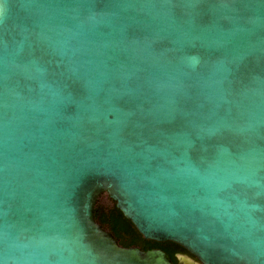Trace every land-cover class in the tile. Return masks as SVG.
Listing matches in <instances>:
<instances>
[{"label": "water", "instance_id": "1", "mask_svg": "<svg viewBox=\"0 0 264 264\" xmlns=\"http://www.w3.org/2000/svg\"><path fill=\"white\" fill-rule=\"evenodd\" d=\"M103 195L145 240L264 264V0H0V264H173Z\"/></svg>", "mask_w": 264, "mask_h": 264}, {"label": "trees", "instance_id": "2", "mask_svg": "<svg viewBox=\"0 0 264 264\" xmlns=\"http://www.w3.org/2000/svg\"><path fill=\"white\" fill-rule=\"evenodd\" d=\"M94 217L98 223L109 229L123 247L137 246L142 250L156 248L165 252L173 247H179L170 242L158 243L145 240L135 226L117 209L116 203L106 195H103L98 201Z\"/></svg>", "mask_w": 264, "mask_h": 264}, {"label": "flooded vegetation", "instance_id": "3", "mask_svg": "<svg viewBox=\"0 0 264 264\" xmlns=\"http://www.w3.org/2000/svg\"><path fill=\"white\" fill-rule=\"evenodd\" d=\"M166 253L170 256L173 264H202L181 247H173ZM182 256L188 257L191 260L184 259Z\"/></svg>", "mask_w": 264, "mask_h": 264}]
</instances>
